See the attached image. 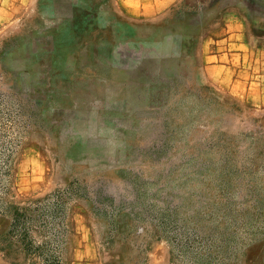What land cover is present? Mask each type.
I'll use <instances>...</instances> for the list:
<instances>
[{"label": "rangeland", "instance_id": "obj_1", "mask_svg": "<svg viewBox=\"0 0 264 264\" xmlns=\"http://www.w3.org/2000/svg\"><path fill=\"white\" fill-rule=\"evenodd\" d=\"M35 205L62 264H264V0H0V264Z\"/></svg>", "mask_w": 264, "mask_h": 264}, {"label": "trees", "instance_id": "obj_2", "mask_svg": "<svg viewBox=\"0 0 264 264\" xmlns=\"http://www.w3.org/2000/svg\"><path fill=\"white\" fill-rule=\"evenodd\" d=\"M58 207V206H57ZM26 209L21 211L20 209L15 210L14 217L11 222V229L9 232L13 231L14 227L17 228L18 238L21 240L23 244V249L27 253H34L39 256L42 261V264H62L58 255H56L53 250L50 248V241L45 239L38 245H33L30 231L31 227L26 226L25 222L29 223H39L43 229L45 225L49 224L53 220L57 218V208L54 209L48 208L45 209L43 206L35 205V207L26 206ZM51 218V221H48V218ZM20 224V225H19Z\"/></svg>", "mask_w": 264, "mask_h": 264}, {"label": "crops", "instance_id": "obj_3", "mask_svg": "<svg viewBox=\"0 0 264 264\" xmlns=\"http://www.w3.org/2000/svg\"><path fill=\"white\" fill-rule=\"evenodd\" d=\"M224 55H225V52H224ZM250 65H251V62H248V66H247V72L244 73V76H243V87H248L249 88V79H250ZM247 82L248 86H246V83L244 84V82Z\"/></svg>", "mask_w": 264, "mask_h": 264}, {"label": "bare ground", "instance_id": "obj_4", "mask_svg": "<svg viewBox=\"0 0 264 264\" xmlns=\"http://www.w3.org/2000/svg\"><path fill=\"white\" fill-rule=\"evenodd\" d=\"M128 35V34H127ZM148 36V35H147ZM149 37V36H148Z\"/></svg>", "mask_w": 264, "mask_h": 264}]
</instances>
